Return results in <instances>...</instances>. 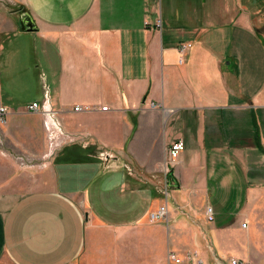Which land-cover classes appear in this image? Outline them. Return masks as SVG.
Returning a JSON list of instances; mask_svg holds the SVG:
<instances>
[{
	"label": "crops",
	"instance_id": "1",
	"mask_svg": "<svg viewBox=\"0 0 264 264\" xmlns=\"http://www.w3.org/2000/svg\"><path fill=\"white\" fill-rule=\"evenodd\" d=\"M0 104V264H264L261 0H0Z\"/></svg>",
	"mask_w": 264,
	"mask_h": 264
},
{
	"label": "built area",
	"instance_id": "2",
	"mask_svg": "<svg viewBox=\"0 0 264 264\" xmlns=\"http://www.w3.org/2000/svg\"><path fill=\"white\" fill-rule=\"evenodd\" d=\"M192 47V43H182L179 47V52L181 55L180 58V63H182L183 58L185 56V54L189 51V49ZM45 100L42 101V103L39 102H34L32 105L28 106V110L30 111H41L43 113V115L45 116V128L48 132V139H49V144H50V149L51 151L54 150L55 148H57L60 144H59V136L63 135V131L61 130L60 124L57 121V116L55 114V112H53L50 108H49V93L48 90L46 92L45 90ZM49 108V109H48ZM85 110V111H89L90 108L89 107H80L77 106V108H75V111L77 110ZM102 110H105V108H103ZM8 112V108L3 106L2 104H0V121L1 123L5 124L6 123V114ZM185 150V143L183 140H178L177 142L173 143L170 148H169V152L168 155L170 156V162H175L179 159V157L181 156V152H183ZM100 157L106 161L108 159V155L106 153H100ZM206 217L208 219V221H212L214 219V211H212L211 207H208L206 209ZM167 215V206L166 204L164 206H161L160 208H158L157 210L151 211L150 215H149V221L152 222H159L162 221L166 218ZM244 227H246L244 225ZM187 260L188 262H190L191 264H203V261L201 259H199L197 257V254H193V253H189L188 255H186L185 258H180L178 256H176L175 254L171 255L170 260L172 263L174 264H183L184 260ZM230 264H243L241 263L239 260H235L232 259L230 261Z\"/></svg>",
	"mask_w": 264,
	"mask_h": 264
},
{
	"label": "water",
	"instance_id": "3",
	"mask_svg": "<svg viewBox=\"0 0 264 264\" xmlns=\"http://www.w3.org/2000/svg\"><path fill=\"white\" fill-rule=\"evenodd\" d=\"M24 25L25 27H23V29L25 28L26 31H32L34 29L30 18H27V23Z\"/></svg>",
	"mask_w": 264,
	"mask_h": 264
},
{
	"label": "rangeland",
	"instance_id": "4",
	"mask_svg": "<svg viewBox=\"0 0 264 264\" xmlns=\"http://www.w3.org/2000/svg\"><path fill=\"white\" fill-rule=\"evenodd\" d=\"M264 3V0H261Z\"/></svg>",
	"mask_w": 264,
	"mask_h": 264
}]
</instances>
